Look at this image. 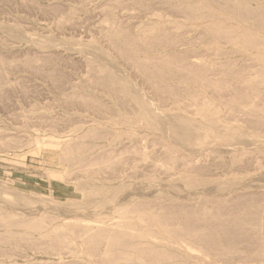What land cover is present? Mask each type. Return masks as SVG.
Segmentation results:
<instances>
[{"label": "rangeland", "instance_id": "rangeland-1", "mask_svg": "<svg viewBox=\"0 0 264 264\" xmlns=\"http://www.w3.org/2000/svg\"><path fill=\"white\" fill-rule=\"evenodd\" d=\"M263 43L264 0H0V264H264Z\"/></svg>", "mask_w": 264, "mask_h": 264}, {"label": "bare ground", "instance_id": "bare-ground-1", "mask_svg": "<svg viewBox=\"0 0 264 264\" xmlns=\"http://www.w3.org/2000/svg\"><path fill=\"white\" fill-rule=\"evenodd\" d=\"M140 1H141V0H140ZM219 1H220V0H219ZM116 2H117V1H116ZM104 3H105V2H104ZM104 3H103V4H104ZM107 3H108V2H107ZM154 3H155V2H154ZM227 3H228V2H227ZM110 4H111V3H110ZM114 4H115V3H114ZM132 4H133V3H132ZM253 4H254V3H253ZM109 6H110V5H109ZM157 6H158V5H157ZM103 7H104V6H103ZM114 7H115V6H114ZM132 7H133V6H132ZM139 7H140V6H139ZM149 7H150V6H149ZM99 8H100V7H99ZM134 8H135V7H134ZM142 8H143V7H142ZM171 8H172V7H171ZM195 8H196V7H195ZM57 9H58V8H57ZM67 9H68V8H67ZM147 9H149V8H147ZM156 9H157V8H156ZM220 9H221V8H220ZM60 10H61V9H60ZM185 10H186V9H185ZM248 10H249V9H248ZM119 11H120V10H119ZM158 11H159V9H158ZM165 11H166V10H165ZM129 12H130V11H129ZM140 12H141V11H140ZM149 12H151V11H149ZM233 12H234V11H233ZM146 14H147V13H146ZM246 15H247V14H246ZM67 16H68V15H67ZM70 16H71V15H70ZM96 16H97V15H96ZM185 16H186V15H185ZM239 16H240V15H239ZM71 17H72V16H71ZM117 17H118V16H117ZM125 17H126V16H125ZM240 17H241V16H240ZM247 17H248V16H247ZM251 17H252V16H251ZM252 18H253V17H252ZM256 18H257V17H256ZM163 19H164V18H163ZM216 19H217V18H216ZM242 19H243V18H242ZM85 20H86V19H85ZM94 20H95V19H94ZM124 20H125V19H124ZM128 20H129V19H128ZM60 22H61V21H60ZM68 23H69V22H68ZM257 23H258V22H257ZM65 24H67V23H65ZM74 25H75V24H74ZM69 27H70V26H69ZM73 27H74V26H73ZM130 27H131V26H130ZM162 29H163V28H162ZM202 29H203V28H202ZM215 30L217 31V29H215ZM123 31H124V30H123ZM130 32H131V31H130ZM159 32H160V31H159ZM117 33H118V32H117ZM119 33H120V32H119ZM125 33H126V31H125ZM164 33H165V32H164ZM230 33H231V31H230ZM233 33H234V32H233ZM233 33H232V34H233ZM121 34H122V33H121ZM165 34H166V33H165ZM224 34L227 35V33H224ZM105 35H106V34H105ZM116 35H117V34H116ZM123 35H124V34H123ZM179 35H180V34H179ZM181 35H182V34H181ZM181 35H180V36H181ZM237 35H238V34H237ZM245 35H247V34H245ZM245 35H243V36H245ZM111 36H112V35H111ZM119 36H120V35H119ZM127 36H128V35H127ZM127 36H126V37H127ZM156 36H157V35H155L154 37H156ZM197 36H198V35H197ZM227 36H229V35H227ZM234 36H235V35H234ZM239 36H241V34H240ZM248 36H249V35H248ZM113 37H115V35H114ZM116 37L118 38V36H116ZM123 37H124V36H123ZM126 37H124V38H126ZM201 37H202V36H201ZM246 37H247V36H246ZM119 38H120V37H119ZM119 38H118V39H119ZM127 38H128V37H127ZM130 38H131V37H130ZM139 38H140V37H139ZM145 38H147V37H145ZM150 38H151V37H150ZM150 38H148V39H150ZM164 38H165V37H164ZM166 38H167V37H166ZM235 38H236V37H235ZM238 38H239V37H238ZM111 39H112V38H111ZM131 39H132V38H131ZM151 39H154V38H151ZM249 39H250V38H249ZM252 39H255V38H252ZM114 40H115V38H114ZM145 40H146V39H145ZM170 40H171V39H170ZM193 40H195V39H193ZM230 40H232V39H230ZM234 40H235V39H234ZM237 40H238V39H237ZM239 40H240V39H239ZM247 40H248V38H247ZM122 41H123V39H122ZM122 41H118V42H121V43H124V42H125V41H124V42H122ZM135 41H136V40H135ZM139 41H140V40H139ZM150 41H152V40H149V42H150ZM168 41H169V39H168ZM218 41H219V40H218ZM252 41H253V40H252ZM112 42H113V41H112ZM115 42H116V41H115ZM118 42H117V44H118ZM143 42H145V41L143 40ZM143 42H142V43H143ZM164 42H165V41H164ZM192 42H194V41H192ZM245 42H246V41H245ZM34 43H35V42H34ZM113 43H114V42H113ZM126 43H127V41H126ZM129 43H130V42H128L127 44H129ZM161 43H162V42H161ZM166 43H167V42H166ZM187 43H188V42H187ZM232 43L234 44V41H233ZM237 43H238V42H237ZM246 43H247V42H246ZM35 44H36V43H35ZM117 44H115V45L118 46L119 44H118V45H117ZM140 44H141V42H140ZM140 44H139V45H140ZM143 44H144V43H143ZM157 44H158V43H157ZM157 44H156V45H157ZM218 44H219V43H218ZM240 44H241V43H240ZM258 44H259V43H258ZM261 44H262V43H261ZM263 44H264V43H263ZM122 45H124V44H122ZM122 45H120V47H121ZM148 45H149V43H148ZM156 45H155V46H156ZM167 45H168V44H167ZM186 45H187V44H186ZM186 45H185V46H186ZM237 45H238V44H237ZM245 45H247V44H245ZM259 45H260V44H259ZM124 46H125V45H124ZM124 46H123V47H124ZM126 46H127V45H126ZM129 46H131V45H128V47H129ZM142 46H143V45H142ZM144 46H145V44H144ZM149 46H150V45H149ZM172 46H173V45H172ZM247 46H248V45H247ZM255 46H257V45H255ZM118 47H119V46H118ZM120 47H119V48H120ZM132 47H133V46H132ZM135 47H136V46H135ZM160 47H161V46H160ZM248 47H249V46H248ZM248 47H247V48H248ZM262 47H263V46H262ZM113 48H114V47H113ZM126 48H127V47H126ZM129 48H131V47H129ZM142 48H143V47H142ZM116 49H117V48H116ZM122 49H123V48H122ZM127 49H128V48H127ZM166 49H167V48H166ZM124 50H126V49L124 48ZM124 50H122V51H124ZM128 50H129V49H128ZM130 50H131V49H130ZM132 50H133V48H132ZM143 50H144V49H143ZM126 51H127V50H126ZM126 51H124V54L126 53ZM263 51H264V50H263ZM15 52H16V51H15ZM33 52H34V51H33ZM127 52H129V51H127ZM140 52H141V51H140ZM204 52H205V51H204ZM119 53H120V52H119ZM130 53H131V52H130ZM132 53H133V52H132ZM134 53H136V52L134 51ZM142 53H143V52H142ZM185 53H187V52H185ZM260 53H261V52H260ZM13 54H14V53H13ZM127 54H128V53H127ZM136 54H137V53H136ZM136 54H135V55H136ZM147 54H148V53H147ZM168 54H169V53H168ZM178 54H179V53H178ZM178 54H177V55H178ZM196 54H197V53H196ZM261 54H262V53H261ZM129 55L131 56V54H128V56H129ZM133 55H134V54H133ZM138 55H139V54H138ZM166 55H167V54H166ZM173 55H174V54H173ZM194 55H195V54H194ZM203 55H204V54H203ZM263 55H264V54H263ZM263 55H261V56H263ZM122 56H123V55H122ZM139 56H140V55H139ZM178 56H179V55H178ZM196 56H198V55H196ZM199 56H200V55H199ZM201 56H202V55H201ZM126 57H127V56H126ZM149 57H150V56H149ZM154 57H155V56H154ZM165 57H167V56H165ZM257 57L259 58V54H258ZM133 58H134V57H133ZM168 58H169V57H168ZM177 58H178V57H177ZM183 58H184V57H183ZM183 58H182V59H183ZM126 59H127V58H126ZM135 59H137V57H136ZM140 59H141V58H140ZM147 59H148V58H147ZM149 59H152V58H149ZM149 59H148V61H149ZM157 59H158V58H157ZM157 59H155V60H157ZM163 59H164V57H163L161 60H163ZM178 59H179V58H178ZM91 60H92V59H91ZM129 60H130V59H129ZM142 60H143V59H141L140 61H141L142 63H144V60H143V61H142ZM152 60H153V59H152ZM158 60H159V59H158ZM173 60H174V59H173ZM186 60H187V59H186ZM28 61H29V60H28ZM32 61H33V60H32ZM127 61H128V60H127ZM134 61L136 62L137 60H134ZM164 61H165V62H162V61H160V62L157 61V62H158V63H161V62H162V63H166V62L168 63V61H170V60L167 61V60L164 59ZM177 61H178V60H177ZM177 61H176V62H177ZM29 62H30V61H29ZM150 62H151V60H150ZM192 62H193V61H192ZM192 62H191V63H192ZM30 63H31V62H30ZM128 63H129V62H128ZM130 63H131V62H130ZM154 63H155V64H158V63H156V62H154ZM154 63H153V65H154ZM23 64H24V63H23ZM39 64H40V63H39ZM131 64H132V63H131ZM139 64H140V62L138 63V65H139ZM170 64H171V63H170ZM192 64L194 65V63H192ZM192 64H191V67H192ZM204 64H206V63H204ZM262 64H264V63H262ZM138 65H137V66H138ZM141 65H142V64H140V66H141ZM143 65H144V64H143ZM151 65H152V64H151ZM160 65H161V67H162L163 64H159V66H160ZM184 65H185V64H184ZM189 65H190V64H189ZM202 65H203V64H202ZM41 66H42V65H41ZM140 66H139V67H140ZM145 66H147V68H148V65H145ZM155 66H156V65H155ZM155 66H153V67H155ZM163 66H164V65H163ZM167 66H168V65H167ZM175 66H176V65H175ZM182 66H183V65H182ZM199 66H200V65H199ZM261 66H262V65H261ZM24 67H25V66H24ZM30 67H31V66H30ZM87 67H88V66H87ZM99 67H100V65H99ZM128 67H129V66H128ZM143 67H144V66H143ZM151 67H152V66H151ZM165 67H166V65H165ZM180 67H181V66H180ZM263 67H264V66H263ZM37 68H38V67H37ZM147 68H144V69H147ZM149 68H150V67H149ZM149 68H148V69H149ZM166 68H167V67H166ZM171 68H172V67H171ZM174 68H175V67H174ZM182 68H183V67H182ZM195 68H196V67H195ZM208 68H209V67H208ZM253 68H254V67H253ZM130 69H131V68H130ZM135 69H136V68H135ZM137 69H138V68H137ZM153 69H154V71L156 72V69H157V68L155 67V68H153ZM159 69H161V68L159 67ZM184 69H186V68L184 67ZM184 69H183V71H184ZM188 69L191 70L190 68H188ZM193 69H194V68H193ZM109 70H110V69H109ZM141 70H143L142 67H141ZM161 70H163V69H161ZM165 70H166V69H165ZM165 70H164V71H165ZM171 70H172V69H171ZM209 70H210V69H209ZM93 71H94V70H93ZM137 71H138V70H137ZM139 71H140V69H139ZM143 71H145V70H143ZM176 71H177V70H176ZM183 71H178V72H183ZM192 71H193V70H192ZM225 71H226V70H225ZM235 71H236V70H235ZM161 72H163V71H160L158 74H161ZM171 72H172V71H171ZM184 72H185V71H184ZM189 72H190V71H189ZM204 72H205V71H204ZM207 72H208V71H207ZM240 72H241V71H240ZM52 73H54V72H52ZM52 73H50V75H51ZM94 73H95V72H94ZM97 73H98V72H97ZM145 73H146V72H145ZM150 73H151V72H150ZM156 73H157V72H156ZM163 73H164V72H163ZM163 73H162L161 75H163ZM166 73H167V71H166ZM205 73H206V72H205ZM211 73H212V72H211ZM211 73H210V74H211ZM237 73H238V72H237ZM243 73H244V72H243ZM111 74H112V73H111ZM164 74H165V73H164ZM168 74H169V73H168ZM180 74H181V73H180ZM189 74H191V73H189ZM194 74H195V73H194ZM196 74H197V73H196ZM215 74H216V73H215ZM48 75H49V74H48ZM133 75H134V72H133ZM143 75H144V74H143ZM155 75H156V74H155ZM166 75H167V74H166ZM186 75H187V73H186ZM191 75H192V74H191ZM205 75H206V74H205ZM235 75H236V73H235ZM54 76H55V75H54ZM141 76H142V75H141ZM180 76H181V75H180ZM192 76H193V75H192ZM197 76H198V75H197ZM208 76H209V75H208ZM210 76H211V75H210ZM210 76H209V77H210ZM226 76H227V75H226ZM230 76H231V74H230ZM20 77H21V76H20ZM95 77H96V76H95ZM144 77H145V76H144ZM161 77H162V76H161ZM193 77H194V76H193ZM198 77H199V76H198ZM212 77H213V76H212ZM220 77H221V76H220ZM222 77H223V76H222ZM18 78H19V77H18ZM88 78H89V77H88ZM148 78H149V77H148ZM189 78H190V77H189ZM216 78H217V77H216ZM241 78H242V77H241ZM241 78H240V79H241ZM244 78H246V77H244ZM90 79H91V78H90ZM133 79H134V78H133ZM187 79H188V78H187ZM191 79H192V78H191ZM196 79H198V78H196ZM196 79H195V77H194V80H196ZM199 79H201V81H202V78H199ZM231 79H232V78H231ZM238 79H239V78H238ZM238 79H237V80H238ZM129 80H131V79H129ZM172 80H174V79H172ZM234 80H235V79H234ZM176 81H177V80H176ZM198 81H200V80H198ZM201 81H200V82H201ZM155 82H157V81H155ZM172 82H173V81H172ZM194 82H195V81H194ZM206 82H207V81H206ZM212 82H213V81H212ZM217 82H218V81H217ZM217 82H216V83H217ZM222 82L224 83V81H222ZM109 83H110V82H109ZM148 83H150V82H148ZM153 83H154V82H153ZM216 83H215V84H216ZM156 84H157V83H156ZM191 84H192V83H191ZM200 84H201V83H200ZM203 84H204V83H203ZM205 84H206V83H205ZM207 84H208V83H207ZM207 84H206V86H209L211 83H209V85H207ZM148 85H149V84H148ZM222 85H223V84H222ZM135 86H137V85H135ZM152 86H153V85H152ZM160 86H161V85H160ZM195 86H196V85H195ZM224 86H225V84H224ZM132 87H133V86H132ZM155 87H157V86H155ZM229 87H230V86H229ZM67 88H68V87H67ZM173 88H175V87L173 86ZM197 88H198V87H197ZM218 88H219V87H218ZM69 89H70V88H69ZM101 89H102V88H101ZM155 89H156V88H155ZM214 89H215V88H214ZM232 89H234V88H232ZM237 89H238V88H237ZM62 90H63V89H62ZM106 90H107V89H106ZM145 90H146V89H145ZM153 90H154V89H153ZM199 90H200V89H199ZM234 90H235V89H234ZM240 90H241V89H240ZM103 91H104V89H103ZM109 91H110V90H109ZM125 91H126V90H125ZM137 91H138V90H137ZM154 91H155V90H154ZM193 91H194V90H193ZM200 91H201V90H200ZM202 91H203V90H202ZM221 91H222V90H221ZM155 92H156V91H155ZM167 92H168V91H167ZM175 92H176V91H175ZM195 92H196V91H195ZM126 93H127V92H126ZM161 93H163V92H161ZM203 93H204V92H203ZM205 93H206V92H205ZM208 93H209V92H208ZM213 93H214V92H213ZM237 93H238V92H237ZM122 94H123V93H122ZM142 94H143V92H142ZM187 94H188V93H187ZM191 94H192V93H191ZM200 94H201V93H200ZM209 94H210V93H209ZM239 94H240V93H239ZM139 95H140V94H139ZM157 95H158V93H157ZM168 95H169V94H168ZM178 95H179V94H178ZM214 95H216V94H214ZM251 95H252V94H251ZM62 96H63V95H62ZM82 96H83V95H82ZM169 96H170V95H169ZM173 96H174V95H173ZM191 96H192V95H191ZM193 96H194V95H193ZM206 96H207V94H206ZM208 96L210 97V95H208ZM247 96H248V95H247ZM255 96H256V95H255ZM68 97H69V96H68ZM85 97H86V96H85ZM124 97H125V96H124ZM124 97H123V98H124ZM136 97H137V95H136ZM199 97H200V96H199ZM209 97H208V98H209ZM217 97H218V96H216V98H217ZM236 97H237V96H236ZM240 97H241V96H240ZM249 97H250V96H249ZM79 98H80V97H79ZM131 98H132V97H131ZM143 98H144V97H143ZM170 98H171V97H170ZM197 98H198V97H197ZM213 98H214V97H213ZM216 98H215V100H216ZM219 98H220V97H219ZM233 98H234V97H233ZM258 98H259V97H258ZM87 99H88V98H87ZM132 99H133V98H132ZM198 99H199V98H198ZM217 99H218V98H217ZM240 99H241V98H240ZM256 99H257V98H256ZM134 100H135V99H134ZM182 100H183V99H182ZM211 100H212V99H211ZM221 100H222V99H221ZM221 100H220V101H221ZM253 100H254V99H253ZM68 101H69V100H68ZM131 101H132V100H131ZM139 101H140V100H139ZM177 101H178V100H177ZM242 101H243V100H242ZM85 102H87V101H85ZM88 102H89V101H88ZM246 102H247V101H246ZM143 104H144V103H143ZM204 104H206V103H204ZM226 104H227V103H226ZM119 105H120V104H119ZM201 105H202V104H201ZM221 105H222V104H221ZM208 106H209V105H208ZM214 106H215V105H214ZM258 106H259V105H258ZM87 107H88V106H87ZM123 107H124V106H123ZM146 107H147V106H146ZM153 108H155V107H153ZM216 108H217V107H216ZM243 108H244V107H243ZM134 109H135V108H134ZM197 109H198V108H197ZM125 110H126V109H125ZM135 110H136V109H135ZM149 110H151V109H149ZM212 110H213V109H212ZM233 110H234V108H233ZM152 111H153V109H152ZM237 111H238V110H237ZM133 112H134V111H133ZM202 112H204V111H202ZM122 113H123V112H122ZM134 113H135V112H134ZM125 114H126V113H125ZM154 114H155V113H154ZM239 114H240V113H239ZM129 115H130V114H129ZM246 116H247V115H246ZM120 117H121V116H120ZM146 117H147V116H146ZM155 117H156V116H155ZM214 117H215V116H214ZM260 118H261V117H260ZM231 119H232V118H231ZM231 119H230V120H231ZM262 119H263V118H262ZM209 120H210V119H209ZM155 121H156V120H155ZM211 121H212V120H211ZM263 121H264V120H263ZM249 122H250V121H249ZM260 122H261V121H260ZM87 123H88V122H87ZM230 123H231V122H230ZM247 123H248V122H247ZM251 123H253V122H251ZM90 125H91V124H90ZM256 128H257V127H256ZM182 129H183V128H182ZM257 129H258V128H257ZM94 130H95V129H94ZM224 131H227V130H224ZM227 132H229V131H227ZM94 134H95V133H94ZM87 135H88V134H87ZM184 135H185V133H184ZM186 135H187V134H186ZM82 136H83V135H82ZM85 136H86V135H85ZM240 136H241V135H240ZM91 137H92V136H91ZM238 137H239V136H238ZM137 138H138V137H137ZM219 138H220V137H219ZM74 139H75V138H74ZM128 139H129V138H128ZM239 139H240V138H239ZM71 141H72V140H71ZM105 141H106V140H105ZM119 142H120V141H119ZM64 143H65V141H64ZM107 144H108V143H107ZM118 144H119V143H118ZM68 145H69V144H68ZM74 145H75V144H74ZM78 145H79V144H78ZM133 145H134V144H133ZM182 145H183V144H182ZM98 146H99V145H98ZM101 146H102V145H101ZM227 146H228V145H227ZM230 146H231V145H230ZM71 147H72V146H71ZM118 147H119V146H118ZM124 147H125V146H124ZM133 147H134V146H133ZM107 148H108V147H107ZM135 148H136V147H135ZM176 148H177V147H176ZM228 148H229V147H228ZM90 149H91V148H90ZM90 149H89V151H90ZM92 149H93V148H92ZM109 149H110V148H109ZM248 149H249V148H247V150H248ZM64 150H65V149H64ZM230 150H231V149H230ZM108 151H109V150H108ZM64 152H65V151H64ZM126 152H127V151H126ZM204 152H205V150H204ZM201 154H202V153H201ZM204 154H205V153H204ZM63 155H64V154H63ZM99 155H100V154H99ZM191 155H192V154H191ZM191 155H190V156H191ZM65 156H66V155H65ZM120 157H122V156H120ZM168 157H169V156H168ZM171 157H172V156H171ZM110 158H111V157H110ZM192 158H193V157H192ZM96 159H97V158H96ZM196 159H197V158H196ZM149 160H150V159H149ZM154 160H155V159H154ZM109 161H111V160H109ZM109 161H108V162H109ZM125 161H126V160H125ZM185 161H186V160H185ZM188 161H189V160H188ZM130 162H131V161H130ZM90 163H91V162H90ZM128 163H129V162H128ZM150 163H151V162H150ZM189 163H190V162H189ZM192 163H193V162H192ZM195 163H196V162H195ZM246 163H247V162H246ZM186 164H187V163H186ZM155 165H156V164H155ZM194 165H195V164H194ZM110 166H111V165H110ZM114 166H115V165H114ZM143 166H144V165H143ZM150 166H151V165H150ZM117 167H118V166H117ZM119 167H120V166H119ZM148 167H149V166H148ZM184 167H187V166L184 165ZM121 168H122V167H121ZM152 168H153V167H152ZM171 168H172V167H171ZM157 169H158V168H157ZM181 169H182V168H181ZM185 169H186V168H185ZM235 169H236V168H235ZM122 170H123V169H122ZM159 170H160V169H159ZM232 170H233V169H232ZM124 171H126V170H124ZM176 171H177V170H176ZM137 172H138V171H137ZM143 173H144V172H143ZM170 173H171V172H170ZM170 173H169V174H170ZM146 174H147V173H146ZM128 175H129V173H128ZM141 175H142V174H141ZM115 176H119V175H115ZM126 176H127V175H126ZM174 176H175V175H174ZM127 177H128V176H127ZM170 177H171V176H170ZM119 178H120V176H119ZM122 178H123V176H122ZM171 178H172V177H171ZM128 179H129V178H128ZM190 185H191V184H190ZM204 194H206V193H204ZM216 195H218V194H216ZM220 195H221V194H220ZM238 195H239V194H238ZM248 196H249V195H248ZM234 197H235V196H234ZM171 198H172V197H171ZM200 198H201V197H200ZM223 198H224V197H223ZM214 199H215V198H214ZM219 199H220V198H219ZM219 199H218V201H219ZM232 199H233V198H232ZM247 199H248V198H247ZM223 200H224V199H223ZM236 200H237V199H236ZM236 200H235V201H236ZM158 201H159V200H158ZM163 201H164V200H163ZM214 201H215V200H214ZM220 201H222V200H220ZM239 201H240V200H239ZM131 202H132V201H131ZM150 202H151V201H150ZM160 202H161V201H160ZM115 204H116V203H115ZM146 204H147V203H145V205H146ZM159 204H160V203H159ZM165 204H166V203H165ZM167 204H168V203H167ZM167 204H166V205H167ZM185 204H186V203H185ZM194 204H195V203H194ZM141 205H142V204H141ZM150 205H151V204H150ZM154 205H155V203H154ZM177 205H178V204H177ZM224 205H225V204H224ZM117 206H118V205H117ZM156 206H157V204H156ZM170 206H171V205H170ZM173 206H174V204H173ZM173 206H172V208H174ZM182 206H184V204H183ZM188 206H189V205H188ZM238 206H239V205H238ZM165 207H167V206H165ZM180 207H181V206H180ZM236 207H237V206H236ZM145 208H146V207H145ZM145 208H144V209H145ZM147 208H148V207H147ZM149 208H150V207H149ZM149 208H148V209H149ZM161 208H162V207H161ZM161 208H160V210H162ZM169 208H170V207H169ZM198 208H199V207H198ZM219 208H220V207H219ZM137 209H139V208H137ZM142 209H143V208H142ZM144 209H143V210H144ZM177 209H179V208H177ZM180 209H181V208H180ZM222 209H223V208H222ZM262 209H263V208H262ZM109 210H110V209H109ZM145 210H146V209H145ZM134 211H135V210H134ZM138 211H139V210H138ZM140 211H141V209H140ZM147 211H148V210H147ZM179 211H180V210H179ZM218 211H219V210H218ZM136 212H137V211H136ZM153 212H154V211H153ZM155 212H156V211H155ZM155 212H154V213H155ZM162 212H163V211H162ZM168 212H169V211H168ZM176 212H177V210H176ZM181 212H186V211H182V209H181V211L178 212V213L180 214ZM143 213H144V212H143ZM158 213L161 214V212H159V211H158ZM158 213H157V215L159 216ZM166 213H167V212H166ZM261 213H262V212H261ZM19 214H20V213H19ZM112 214H113V213H112ZM126 214H127V213H126ZM136 214H137V213H136ZM144 214H145V213H144ZM150 214H151V213H150ZM162 214H164V213H162ZM168 214H169V213H168ZM181 214H183V213H181ZM185 214H186V213H185ZM189 214H192V213H189ZM189 214H188L187 217H189ZM249 214H251V213H249ZM249 214H248V215H249ZM8 215H9V214H8ZM129 215H130V212H129ZM157 215H154V216H157ZM177 215H178V214H177ZM212 215H213V214H212ZM222 215H223V214H222ZM263 215H264V214H263ZM3 216H4V215H3ZM132 216H133V214H132ZM135 216H136V215H135ZM152 216H153V215H152ZM164 216H165V215H164ZM181 216H182V215H181ZM181 216H180V217H181ZM191 216H192V215H191ZM191 216H190V217H191ZM193 216H194V215H193ZM195 216H196V215H195ZM249 216H250V215H249ZM39 217H40V216H39ZM100 217H101V216H100ZM149 217H150V216H149ZM160 217H161V216H160ZM160 217H159V218H160ZM165 217H166V216H165ZM178 217H179V216H177V218H178ZM187 217H185V218H187ZM196 217H197V216H196ZM198 217H200V216H198ZM205 217H208V216H206V214H205ZM212 217H213V216H212ZM217 217H218V216H217ZM250 217H251V216H250ZM123 218H124V217H123ZM151 218H152V217H151ZM159 218H158V219H159ZM163 218H164V217H163ZM171 218H172V217H171ZM171 218H170V219H171ZM174 218H176V217H174ZM208 218H209V217H208ZM231 218H232V217H231ZM47 219H48V218H47ZM47 219H46V220H47ZM134 219H136V217H134L133 220H134ZM148 219H149V218H148ZM155 219H156V218H155ZM155 219H154V220H155ZM164 219H165V218H164ZM190 219H191V218H190ZM190 219H189L188 222L192 221V220H190ZM198 219H199V218H198ZM202 219H203V217H202ZM41 220H42V219H41ZM79 220H80V219H79ZM105 220H106V219H105ZM112 220H113V219H112ZM122 220H123V219H122ZM128 220H129V219H128ZM142 220H143V218H142ZM145 220H146V219H145ZM156 220H157V219H156ZM174 220H175V219H174ZM174 220H172L170 224H174V223H172ZM187 220H188V218H187ZM203 220H204V219H203ZM207 220H209V219H207ZM214 220H215V219H214ZM230 220H231V219H230ZM249 220H250V219H249ZM27 221H28V220H27ZM77 221H78V220H77ZM126 221H127V220H126ZM126 221H124V222H126ZM131 221H132V219H131ZM135 221H136V220H135ZM151 221H152V219H151ZM164 221H165V220H164ZM211 221H213V220L211 219ZM224 221H226V220H224ZM241 221H242V219H241ZM244 221H245V220H244ZM262 221H263V220H261V222H262ZM62 222H63V221H62ZM142 222H144V221H142ZM160 222H161V221H160ZM201 222H202V221H201ZM206 222H207V221H206ZM229 222H231V221H229ZM229 222H228V223H229ZM7 223H8V222H7ZM111 223H112V222H111ZM121 223H123V222H121ZM121 223H120V224H121ZM132 223H133V222H132ZM132 223L127 224L126 226H128V225L130 226ZM134 223H136V222H134ZM134 223H133V224H134ZM208 223H210V222H207V224H208ZM237 223H238V222H237ZM0 224H1V223H0ZM10 224H11V223H10ZM10 224H9V226H10ZM13 224H15V223H13ZM65 224H66V223H65ZM105 224H106V223H105ZM108 224H109V223H108ZM133 224H132V226H133ZM158 224H159V221H158ZM164 224H165V222H164L162 225H164ZM176 224H178V223H175V225H176ZM234 224H235V223H234ZM234 224H233V225H234ZM243 224H244V223H243ZM4 225H6V224H4ZM16 225H17V224H16ZM19 225H20V224H19ZM22 225H23V223H22ZM30 225H31V224H30ZM33 225L37 226L36 223L33 224ZM140 225H142V224H140ZM143 225L145 226V224H143ZM148 225H149V224H147V226H148ZM151 225H152V224H151ZM166 225L168 226V225H169V222L166 223ZM189 225H190V224H189ZM208 225L211 226L210 224H208ZM230 225H232V224H230ZM7 226H8V225H7ZM11 226L13 227V225H11ZM14 226H15V225H14ZM64 226H66V225H64ZM110 226H112V225H110ZM113 226H114V225H113ZM126 226L124 225V227H126ZM135 226H136V225H135ZM144 226H141V227H144ZM155 226H156V225H155ZM169 226H170V225H169ZM181 226H182V225H181ZM181 226H180V227H181ZM227 226H228V225H227ZM234 226H235V225H234ZM15 227H16V226H15ZM28 227H29V226H28ZM68 227H69V225H68ZM92 227H93V226H92ZM99 227H100V226H99ZM116 227H117V226H116ZM137 227H138V226H137ZM157 227H158V226H157ZM171 227H172V226H171ZM200 227H201V226H200ZM236 227H237V226H236ZM239 227H240V226H239ZM17 228H18V226H17ZM17 228H16V229H17ZM39 228H40V227H39ZM70 228H71V227H70ZM87 228H88V227H87ZM95 228H96V227H95ZM114 228H115V227H114ZM139 228H140V227H139ZM139 228H138V229H139ZM148 228H149V227H146L147 231H148ZM169 228H170V227H169ZM169 228H167V229L170 230ZM175 228H176V226H175ZM175 228L172 227V229H175ZM177 228H179V227H177ZM177 228H176L175 230H171V231H175V232H176V231H177ZM190 228H192V226H190ZM216 228H217V227H216ZM241 228H243V227H241ZM3 229H4V228H3ZM77 229H78V228H77ZM93 229H94V228H93ZM99 229H100V228H99ZM104 229H105V228H104ZM115 229H116V228H115ZM115 229H114V230H115ZM120 229H121V228H120ZM124 229H126V228H124ZM144 229H145V228H144ZM144 229H143V231H144ZM161 229H162V228H161ZM180 229H181V228H180ZM183 229H184V228H183ZM183 229H181V231H182ZM205 229H207V228H206V227H203V228H200V229H196V228H195V229H192V230L189 229V230L186 231L185 236H187V237L189 236V237H190V241H189V242H191V240H193V243H194V242H198V243H201V244H203V245H209V243H210V241H211L210 239H212V238H209L210 236H206V235H205V233H204V230H205ZM210 229H212V226L210 227ZM217 229H218V228H217ZM29 230H30V229H29ZM39 230H40V229H39ZM47 230H48V229H47ZM50 230H51V229H50ZM94 230H95V229H94ZM105 230H106V229H105ZM107 230H108V229H107ZM116 230H117V229H116ZM129 230H130V229H129ZM134 230L136 231V229H134ZM134 230H133V231H134ZM141 230H142V229H140V231H141ZM151 230H152V229H151ZM155 230H156V229H155ZM164 230H165V228H164ZM178 230H179V229H178ZM220 230H221V229H220ZM226 230H227V229H226ZM234 230H235V229H234ZM250 230H251V229H250ZM54 231H55V230H54ZM67 231L71 232L70 229L67 230ZM74 231H75V230H74ZM78 231H79V230H78ZM81 231H82V230H80V232H81ZM96 231H97V230H96ZM101 231H102V229H101ZM103 231H104V230H103ZM127 231H128V230H127ZM137 231H139V230H137ZM145 231H146V230H145ZM149 231H150V230H149ZM149 231H148V233H149ZM159 231H160V229H159ZM161 231H162V230H161ZM165 231H166V230H165ZM183 231H184V230H183ZM202 231H203V233H201ZM206 231L208 232V230H206ZM209 231H210V230H209ZM212 231H213V230H212ZM252 231H253V230H252ZM252 231H251V232H252ZM7 232H8V231H7ZM10 232H11V231H10ZM27 232H29V231H27ZM34 232H35V231H34ZM43 232H44V231H42V233H43ZM48 232H49V231H48ZM48 232H45V233L47 234ZM83 232H84V231H83ZM98 232H99V231H98ZM98 232H96V233H98ZM122 232H126V231H123V230H122ZM151 232H152V233L154 232V228H153V230H152ZM155 232H156V231H155ZM166 232H167V231H166ZM214 232H215V229H214ZM222 232H223V231H222ZM234 232H235V231H234ZM37 233H38V232H37ZM58 233H59V232H58ZM58 233H57V234H58ZM73 233H74V232H73ZM78 233H79V232H78ZM78 233H77V234H78ZM126 233H127V232H126ZM134 233H135V232H134ZM134 233H133V234H134ZM137 233H138V232H137ZM140 233H141V232H140ZM144 233H145V232H144ZM144 233H143V234H144ZM146 233H147V232H146ZM152 233H151V234H152ZM167 233H172V232L169 231V232H167ZM173 233H174V232H173ZM178 233H179V232H178ZM178 233H177V234H178ZM215 233H216V232H215ZM242 233H243V232H242ZM245 233H246V232H245ZM13 234H14V233H13ZM40 234H41V233H40ZM43 234H44V233H43ZM59 234H60V233H59ZM70 234H71V233H70ZM74 234H75V233H74ZM83 234H84V233H83ZM127 234H128V233H127ZM143 234H142V235H143ZM153 234H154V233H153ZM155 234H160V233H157V232H156ZM164 234H165V233H164ZM177 234H176V236H177ZM179 234H180V233H179ZM182 234H183V233H182ZM182 234H181V235H182ZM208 234H209V233H208ZM208 234H207V235H208ZM216 234L218 235V233H216ZM250 234H251V233H250ZM25 235H26V234H25ZM27 235H28V234H27ZM55 235H56V234H55ZM62 235H63V234H62ZM71 235H72V234H71ZM75 235H76V234H75ZM100 235H101V234H100ZM107 235H108V233H107ZM129 235H130V233L128 234V236H129ZM136 235H137V234H136ZM139 235H141V234H139ZM144 235H145V234H144ZM144 235H143V236H144ZM146 235L148 236V234H146ZM170 235H171V234H170ZM172 235H173V234H172ZM172 235H171V236H172ZM210 235L213 236V234H210ZM230 235H231V234H230ZM234 235H235V234H234ZM30 236H31V235H30ZM38 236H41V235L38 234ZM80 236H81V235H80V233H79V235H78L77 237L79 238ZM96 236H97V235H96ZM102 236H103V235H102ZM102 236H99V237H101L100 239H102ZM112 236H113V235H111V237H112ZM120 236H121V235H120ZM120 236H119V237H120ZM133 236L136 237L135 235H132V236L130 235L131 238H132ZM150 236H151V235H150ZM163 236H164V235H163ZM178 236H179V235H178ZM178 236H177V240H175L174 242L180 240V236H179V237H178ZM21 237H22V236H21ZM42 237H43V236H42ZM63 237H65V235H64ZM119 237H116V236H115L114 238H112V239H111V241H112L111 244H112V245H114L115 243L123 244L122 246L124 247V242H125L124 240H125V239L123 240V237H122V236H121L122 239L120 238L121 240H120V239H117V238H119ZM138 237H139V236H138ZM144 237H145V236H144ZM148 237H149V236H148ZM151 237H152V236H151ZM154 237L158 239V238H159V235H158V237H156V236H154ZM161 237H162V236H161ZM169 237H170V236H169ZM181 237H182V236H181ZM221 237H222V236H221ZM247 237H251V236H248V235H247ZM10 238H11V237H10ZM28 238H29V237H28ZM66 238H68V237H66ZM69 238H71V237L69 236ZM73 238H74V235H73ZM88 238H89V237H88ZM92 238L94 239V237H92ZM95 238H96V237H95ZM97 238H98V237H97ZM145 238H146V237H145ZM162 238H163V240H164V239H167V238H164V237H162ZM162 238H161V239L159 238L157 241H158L159 243H161L159 240H162ZM172 238H173V237H172ZM175 238H176V237H175ZM178 238H179V239H178ZM216 238H217V236H216ZM228 238H230V237H228ZM2 239H3V238H2ZM7 239H8V238H7ZM31 239H33V237H32ZM71 239H72V238H71ZM109 239H110V236H109ZM133 239H134V238H133ZM168 239H169V238H168ZM168 239H167V240H168ZM185 239H186V238H185ZM206 239H207V240H206ZM233 239H234V238H233ZM237 239H238V238H237ZM258 239H259V238H258ZM260 239H261V238H260ZM39 240H40V239H39ZM83 240H84V238H82L81 241H83ZM85 240H87V239H85ZM89 240H90V239H89ZM103 240H104V242L106 241L105 239H103ZM103 240H102V241H103ZM149 240H150V239H149ZM155 240H156V239H154L155 245H157V244H156L157 241H155ZM169 240H170V239H169ZM171 240H172V239H171ZM171 240H170V244H172V242H173L174 239H173L172 241H171ZM187 240H189V239H187ZM225 240H226V239H225ZM230 240H232V239H230ZM243 240H244V239H243ZM245 240H246V239H245ZM26 241H27V240H26ZM29 241H30V240H29ZM36 241H38V240H36ZM51 241H52V239H51ZM136 241H138V240H136ZM139 241H141V240H139ZM144 241H145V240H144ZM147 241H148V239H147ZM164 241H165V243H166V240H164ZM212 241H214V240H212ZM212 241H211V242H212ZM219 241H220V240H219ZM221 241H222V239H221ZM227 241H228V240H227ZM234 241H235V239H234ZM251 241H252V240H251ZM257 241H258V240H257ZM0 242H1V241H0ZM34 242H35V241H34ZM122 242H123V243H122ZM141 242H143V241H141ZM150 242H151V241H150ZM154 242H153V244H154ZM180 242H181V241H180ZM182 242H183V241H182ZM182 242H181V243H182ZM238 242H239V241H238ZM247 242H248V241H247ZM263 242H264V241H263ZM263 242H261V244H262ZM43 243H44V242H43ZM45 243H46V242H45ZM57 243H58V242H57ZM59 243H60V241H59ZM85 243H86V242H85ZM88 243H89V242H88ZM98 243H100V242H98ZM101 243H102V242H101ZM133 243H134V241H133ZM151 243H152V242H151ZM163 243H164V242H163ZM163 243H162V245H165V244H163ZM168 243H169V241H168ZM183 243H184V242H183ZM193 243H190V244H193ZM198 243H197V244H198ZM218 243H219V242H218ZM245 243H246V241H245ZM249 243H250V242H249ZM256 243L259 244V242H256ZM33 244H34V243H33ZM60 244H61V243H60ZM78 244H79V243H78ZM91 244H93V243H91ZM95 244H96V243H95ZM142 244H144V243H142ZM145 244L148 245V243H145ZM149 244H150V243H149ZM174 244H175V243H174ZM190 244H189V245H190ZM195 244H196V243H195ZM201 244H199V245H201ZM213 244H214V243H213ZM240 244H241V243L239 242L238 245H240ZM41 245H42V244H41ZM44 245H45V244H44ZM85 245H86V244H85ZM87 245H88V244H87ZM128 245H129V244H128ZM128 245H127V247H128ZM166 245H167V243H166ZM189 245H188V246H189ZM226 245H227V244H226ZM251 245H252V244H251ZM61 246H62V245H61ZM70 246H71V245H70ZM93 246H95V245H93ZM97 246H98V245H97ZM101 246H102V245H101ZM122 246L120 245V247H122ZM130 246H132V245H130ZM130 246H129V247H130ZM142 246H143V245H142ZM148 246H149V245H148ZM152 246H153V245H152ZM152 246L150 245V249H147V248H149V247H147V246H144V248L146 247L145 250H147V251H151V250H152L151 248H153ZM157 246H158V245H157ZM169 246H170V245H167V247H169ZM213 246H214V245H213ZM213 246H212V247H213ZM233 246H234V245H233ZM247 246H248V245H247ZM255 246H256V245H255ZM74 247H75V246H74ZM99 247H100V246H99ZM104 247H105V246H104ZM120 247H119V248H120ZM125 247H126V244H125ZM132 247H133V246H132ZM163 247H164V246H163ZM167 247H166V248H167ZM184 247H185V246H184ZM193 247H194V246H192V248H193ZM197 247H198V246H196V248H197ZM212 247H210V248H212ZM216 247H217V246H216ZM238 247H239V246H238ZM50 248H52V247H50ZM62 248H64V247H62ZM77 248H78V247H77ZM97 248H98V247H97ZM97 248H96V249H97ZM114 248H115V247H114ZM130 248H131V247H130ZM144 248H143V249H144ZM171 248H173V247H171ZM177 248H178V247H177ZM189 248H190V247H189ZM201 248H202V247H201ZM210 248H209V250H210ZM218 248H219V247H218ZM218 248H216V249H218ZM247 248H248V247H247ZM68 249H69V248H68ZM75 249H76V248H75ZM94 249H95V247H94ZM120 249H122V248H120ZM167 249H168V248H167ZM206 249H208V248H206ZM216 249H213V251L216 250ZM253 249H254V247H253ZM261 249H262V248H261ZM61 250H62V249H61ZM80 250H81V249H80ZM113 250H115V249H112V251H113ZM123 250H124V249H123ZM156 250H157L158 252H156ZM169 250H170V249H169ZM184 250H185V248H184ZM245 250H246V249H245ZM250 250H251V249H250ZM59 251H60V250H59ZM78 251H79V250H78ZM96 251L98 252V250H96ZM118 251H119V249H118ZM125 251H127V250L125 249ZM128 251H129V250H128ZM130 251H131V250H130ZM132 251H133V249H132ZM147 251H146V252H147ZM153 251L157 253V254L154 255V256H155L154 258H155L156 260H159V261H166V260H168V259L171 258V257H170L171 255L173 256V253H172V252H171V253H172L171 255H168V254H170V253H165V252H166L165 250H164V251H165L164 253H162L163 251L159 252V249H158V248H156V249L153 248ZM179 251H180V249H179ZM213 251H212V252H213ZM218 251H219V250H218ZM256 251H257V250H256ZM262 251H263V250H262ZM43 252H44V251H43ZM57 252H58V250H57ZM60 252H61V251H60ZM60 252H59V254H61ZM93 252H94V251H93ZM107 252H108V251H107ZM110 252H111V251H110ZM113 252L116 253V251H113ZM120 252H121V251H120ZM122 252H123V251H122ZM136 252H138V251L136 250ZM181 252H183V251H181ZM186 252H187V251H186ZM209 252H210V251H209ZM219 252H220V251H219ZM224 252H225V251H224ZM228 252H229V251H228ZM238 252H239V251H238ZM50 253H51V252H50ZM52 253H53V252H52ZM105 253H106V251H105ZM115 253H114V255H116ZM127 253H128L127 255H129L130 252H127ZM133 253H135V251H133ZM149 253H150V252H149ZM149 253H148V254H149ZM151 253H152V252H151ZM188 253H189V251H188ZM231 253H232V251H231ZM44 254H45V253H44ZM54 254H56V253H54ZM54 254H52V256H53ZM92 254H93V253H92ZM111 254H112V253H111ZM111 254H110V255H111ZM125 254H126V253H125ZM136 254H137V253H136ZM138 254H139V253H138ZM213 254H214V252H213ZM218 254H219V253H218ZM56 255H57V254H56ZM62 255H63V254H62ZM112 255H113V254H112ZM123 255H124V254H123ZM195 255H196V254H195ZM223 255H224V254H223ZM64 256H65V254H64ZM68 256H69V255H68ZM70 256H71V255H70ZM97 256H98V255H97ZM99 256H100V255H99ZM107 256H108V255H107ZM132 256H133V255H132ZM174 256H175V255H174ZM206 256H207V255H206ZM108 257L110 258V256H108ZM137 257H138V256H137ZM141 257H142V256H141ZM229 257H230V256H229ZM232 257H233V256H232ZM111 258H113V257L111 256ZM120 258H121V255H120ZM120 258H119V260H120ZM134 258H136V256H134ZM149 258H150V257H149ZM200 258H201V257H200ZM204 258H205V257H204ZM262 258H263V257H262ZM60 259H62V257H60ZM63 259H64V258H63ZM98 259H99V258H98ZM116 259H117V258H116ZM121 259H123V258H121ZM142 259H144V258L142 257ZM142 259H141V260H142ZM155 259H154V260H155ZM174 259H177V258H174ZM186 259H187V258H186ZM188 259H189V258H188ZM210 259H211V258H210ZM256 259H257V258H256ZM100 260H101V259H100ZM100 260H99V261H100ZM110 260L112 261V259H110ZM130 260H131V259H130ZM130 260H129V261H130ZM133 260H134V259H133ZM145 260H146V258H145ZM151 260H152V259H151ZM204 260H205V259H204ZM208 260H209V257H208ZM248 260H249V259H248ZM57 261H59V260H57ZM61 261H62V260H61ZM104 261H106V260H104ZM107 261H108V260H107ZM147 261H148V260H147ZM169 261H170V260H169ZM171 261H172V260H171ZM177 261H178V260H177ZM182 261H183V260H182ZM249 261H251V260H249ZM249 261H248V262H249ZM255 261H256V260H255ZM130 262H133V261L131 260ZM134 262H135V261H134ZM153 262H155V261H153ZM259 262H260V260H259ZM56 263H57V262H56ZM72 263H73V262H72ZM100 263H101V262H100ZM106 263H107V262H106ZM167 263H168V262H167ZM243 263H244V262H243ZM34 264H35V263H34ZM39 264H40V263H39ZM60 264H62V263H60ZM102 264H103V263H102ZM107 264H108V263H107ZM109 264H110V261H109ZM117 264H118V263H117ZM175 264H179V263H175ZM250 264H251V263H250Z\"/></svg>", "mask_w": 264, "mask_h": 264}]
</instances>
